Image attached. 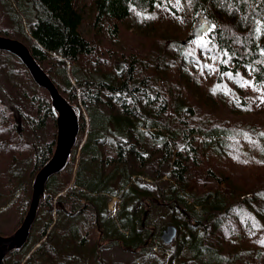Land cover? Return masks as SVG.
I'll return each instance as SVG.
<instances>
[{
    "label": "trees",
    "instance_id": "obj_1",
    "mask_svg": "<svg viewBox=\"0 0 264 264\" xmlns=\"http://www.w3.org/2000/svg\"><path fill=\"white\" fill-rule=\"evenodd\" d=\"M92 1L99 28L124 22L133 12L154 11L161 2ZM183 2L195 21L203 14L212 23L209 33L179 45L165 63L132 55L117 64L115 54L102 56L82 32L85 17L77 0H6L13 30L0 27V35L16 33L71 104L81 88L89 129L81 112L70 160L46 185L42 225L36 222L26 245L10 252L3 264L20 253L22 259L13 264H108L100 250L109 246L138 254L140 261L144 254V264H264V186L242 192L219 165H208L231 157L230 133L195 124V106L181 89L186 88L184 65L193 68L195 61L200 67L214 59L234 82L240 84L248 70L253 83L264 86V0ZM25 96L37 106L27 124L44 128L50 119L49 131L54 130L37 151L28 140L13 147L35 148L32 174H38L56 149L58 116L47 94ZM4 117L0 112V123ZM10 125L19 131V121ZM166 173L169 179L161 183ZM148 176L153 182L142 181ZM114 197L119 208L111 213ZM148 210L169 215L154 234ZM25 217L12 222L15 231ZM169 225L177 226L179 235L172 253L159 255L154 248H165L161 236Z\"/></svg>",
    "mask_w": 264,
    "mask_h": 264
},
{
    "label": "rangeland",
    "instance_id": "obj_2",
    "mask_svg": "<svg viewBox=\"0 0 264 264\" xmlns=\"http://www.w3.org/2000/svg\"><path fill=\"white\" fill-rule=\"evenodd\" d=\"M77 6L83 11L85 17L82 25L84 35L97 45L102 56L108 57L115 54L113 62L117 64L126 61L132 55L139 56L141 61L145 60V62L164 61L165 63L171 60V56L177 54L179 45L187 44L190 39L200 38L213 28L212 23L203 14L197 15L198 18L195 21L183 0H161L154 11L133 12L130 19L124 22H113L114 24L106 22L101 28L96 22V10L92 0H77ZM10 19L6 0H0V27L13 30ZM115 27L118 28V33L114 35L112 29ZM198 29L202 32L196 36L195 32ZM15 34L13 33L12 37L20 40L15 37ZM193 65V68L185 65V69L182 67L183 80L185 79L182 84L186 88L181 89L191 105L195 106L194 123L204 129L215 126L229 131L231 139L229 147L234 150L228 160L227 154L224 158L226 160L221 162L211 160L208 165H219L225 175H228L242 192H248L254 188L261 189L264 186V86H256L248 70L240 75V84L234 82L231 76L220 72L217 59L206 61L200 67H197L195 61ZM68 69L70 71L69 66ZM26 71L25 65L21 64L18 58H9L6 53L0 54V112L5 116L0 123V146L3 147V150H0V234L4 236L16 232L11 225L12 222L16 221L21 214L25 217L29 210L27 203L31 202L33 184L37 175V173L32 174L35 148L36 151L39 149V141H47V139L51 141L54 132V130L49 131L51 130L50 119L47 120L48 126L44 128L36 127L35 123L27 124L30 117H36L37 106L32 103V98L25 95L39 92L40 96L43 94H47L49 98L51 96L43 87L37 91L38 84ZM69 75L75 83L72 74L69 73ZM80 89V87L77 88V103L72 104L78 114L82 112L86 127L89 129V116L82 103L83 95ZM31 103L32 106H30ZM20 108H23L28 115L25 116ZM22 117L25 119L22 120ZM16 121L20 122L19 131L12 129L10 125ZM27 140L35 148L23 152L13 148ZM76 158L78 161L79 153ZM149 172L152 174L153 169ZM168 179L169 174L166 173L161 183ZM142 181L153 182L149 176L142 177ZM118 206L119 199L114 197L109 204L111 213H116ZM40 211L44 212L42 209L38 211L34 225L36 222L37 225H42L46 217L45 214H40ZM147 214L154 224L153 234L163 222L169 219L166 211L148 210ZM22 223L23 221L18 228ZM56 241L59 243L58 238ZM172 245L174 246V243L165 244L163 250L155 247L154 251L159 255L166 251L165 254L168 255L173 251ZM38 246L39 244L34 245L31 251ZM100 252L108 264H144V254L140 261V255L126 252L120 247L109 246ZM22 256L23 254L20 253L10 259L8 264H13L16 258L21 260ZM51 264H61V262L53 260Z\"/></svg>",
    "mask_w": 264,
    "mask_h": 264
},
{
    "label": "water",
    "instance_id": "obj_3",
    "mask_svg": "<svg viewBox=\"0 0 264 264\" xmlns=\"http://www.w3.org/2000/svg\"><path fill=\"white\" fill-rule=\"evenodd\" d=\"M201 32H202V30L198 29L195 32V35L199 36L201 34ZM7 46H12V47L16 48L17 50L21 51L26 56V58L28 59V61L30 62V65L32 67L24 60V58L20 54L11 50ZM0 51L10 52V53L14 54L15 56H17L18 58H20V60L23 62V64L28 68V70H29L31 76L33 77L34 81L40 87L45 88L49 92L51 99H52V105H53L55 111L57 112V116H58L57 117L58 137H57V142H56V149H55L54 154H53L52 158L50 159V161L36 175V178H35V181L33 184L32 199H31V203H30V207H29V210L27 212V215H26L22 225L16 230L15 233H13L12 235H9V236H4V235L0 234V240L1 241L10 239V238L14 237L15 234L17 233V231L20 230L23 227V225L25 224L24 228L21 231V235H20L19 239L16 240V242H12L10 244H4V245L0 246V264H2L10 252L23 248L26 245V243L28 242L29 237L31 235L32 228H33L34 223L37 219V215H38V211L40 208L41 201L45 196L46 185H47L49 179L53 175L60 173L67 166V164L70 160V157L72 155L73 149L77 143L78 136L80 134V122H79V115H78L75 107L60 92V90L57 88L56 84L53 82V80L48 75V73L38 63V61L35 59V57L31 53L30 48L25 43H23L22 41H20L18 39H14L11 37L0 35ZM32 68L37 73V75L39 76L40 79H42L44 82L48 83L52 87V89L54 90V92L56 94L57 101L62 106L64 113L66 112L68 115L70 114L69 118L72 121V132H71L69 141L67 142L65 149H64V151L60 157L58 164L55 165V167H53L52 169H50L48 172H46L43 175V177L41 178L40 183L38 185V190L36 193V198H35V201L33 204V208L31 211V207H32L33 199H34V194H35V184H36L38 175L54 159L56 152H57V149H58L59 141L64 142V139L66 136V131L64 130V127L61 124L62 123V119H61L62 116L60 113V108L55 104L54 94L52 93V91L47 86L41 84L36 79ZM53 170H55V171H53ZM39 190H40V192H39ZM29 213H31V214H30L29 219L27 220ZM178 235H179L178 227L175 225H169L163 230L161 237H162L164 244L171 245L172 243L175 242Z\"/></svg>",
    "mask_w": 264,
    "mask_h": 264
},
{
    "label": "bare ground",
    "instance_id": "obj_4",
    "mask_svg": "<svg viewBox=\"0 0 264 264\" xmlns=\"http://www.w3.org/2000/svg\"><path fill=\"white\" fill-rule=\"evenodd\" d=\"M20 46V45H19ZM8 48H10L11 50L17 52L18 54H20L24 60L30 65V62L28 61V59L26 58V56L19 50H17L16 48L12 47V46H7ZM31 66V65H30ZM32 67V66H31ZM33 69V68H32ZM33 72L35 74V77L36 79L43 85L47 86L51 91L52 93L54 94V97H55V104L60 108V113H61V119H62V126L64 127V130L66 131V136H65V139H64V142L63 141H59V144H58V149H57V152H56V155L54 157V159L43 169V171L38 175V178H37V181H36V184H35V194H34V199H33V203H32V207H31V211H32V208H33V204H34V201H35V198H36V193H37V190H38V185L40 183V180L41 178L43 177V175L48 172L50 169H52L53 167H55V165L58 164L59 160H60V157L65 149V146L67 144V142L69 141V138H70V135H71V132H72V121L71 119L69 118V115L65 112L64 113V110L62 108V106L58 103L57 101V97H56V94L54 92V90L52 89V87L44 82L42 79L39 78V76L37 75V73L34 71L33 69ZM58 103V104H57ZM58 169V168H57ZM56 169V170H57ZM55 171V170H53ZM52 172V171H51ZM50 172V173H51ZM49 175V174H48ZM30 214L28 215L27 217V220L29 219L30 217ZM26 220V221H27ZM25 224L23 225V227L17 231V233L15 234L14 237L10 238V239H7V240H3L1 241L0 240V246L1 245H4V244H10L12 242H16L17 239H19L20 235H21V231L22 229L24 228Z\"/></svg>",
    "mask_w": 264,
    "mask_h": 264
}]
</instances>
